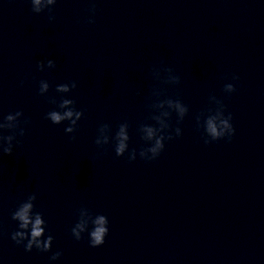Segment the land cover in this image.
<instances>
[{
    "label": "clouds",
    "instance_id": "clouds-1",
    "mask_svg": "<svg viewBox=\"0 0 264 264\" xmlns=\"http://www.w3.org/2000/svg\"><path fill=\"white\" fill-rule=\"evenodd\" d=\"M32 12L40 14L42 12L53 11L57 0H30ZM95 5L91 8L93 15L95 14ZM50 20L55 17L50 15ZM89 23H94L93 19ZM56 64L54 60L48 59L39 61L37 68L43 72L45 69H53ZM151 76L154 80L159 81L162 85H179L181 77L177 75L174 69L170 67H153ZM232 80L238 81L239 76L233 74ZM50 83L47 80L39 81V95L45 96L48 103L55 106L53 110L45 114V119L51 121L54 125H60L65 121L68 126L65 127L66 133H74L78 128V122L84 117V111L78 110L76 101L61 95L59 99L56 96H48ZM76 81L57 84L55 92L59 94H68L76 89ZM233 83L224 85L223 91L232 94L236 91ZM139 95V93H137ZM147 108L149 110L148 120L154 123H140L137 127V133L146 146L140 148L139 152L135 148L129 149L130 124L124 121L118 124L115 134L113 135L112 126L108 123H102L97 128V135L94 143L103 148L105 145L112 144L115 155L123 157L127 153V159L131 163L137 159V155L142 160L154 161L159 158L165 149L166 141L181 137L183 130L179 126L183 123L189 114V106L179 97L173 98L165 94V90L160 87H153L149 96ZM209 101L215 107H209L205 111H201L196 116V125L198 130L202 129L201 138L205 145L216 141L226 140L230 142L235 136L236 129L232 123L233 117L227 111V106L216 96H210ZM58 109V110H57ZM176 115L177 126L173 129L171 124L172 115ZM24 116L22 111L9 113L0 119V154L12 155L14 151L13 142L17 141V135L23 137L25 128L21 126V118ZM30 123L24 119L23 124ZM3 131L10 134L3 135ZM73 140L75 136L71 137ZM36 193H30L26 199L21 201L11 213V219L17 222V229L11 233V240L17 246H23L26 252L36 249L39 252H50L54 237L47 232V222L42 212L36 210L35 201ZM71 235L76 241L82 240L83 234L87 233L89 246L92 248L101 247L106 242L109 235V219L102 213H94L87 207L78 209L77 222L71 227ZM63 255L62 251H56L50 256V260L56 261Z\"/></svg>",
    "mask_w": 264,
    "mask_h": 264
}]
</instances>
